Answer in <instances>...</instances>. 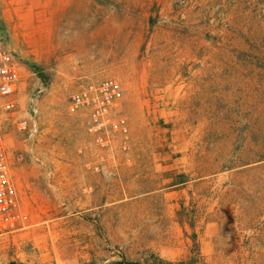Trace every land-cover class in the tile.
<instances>
[{"label": "rangeland", "instance_id": "1", "mask_svg": "<svg viewBox=\"0 0 264 264\" xmlns=\"http://www.w3.org/2000/svg\"><path fill=\"white\" fill-rule=\"evenodd\" d=\"M0 20L25 67L0 264H264V0H0ZM104 78L123 97L94 132L73 96Z\"/></svg>", "mask_w": 264, "mask_h": 264}, {"label": "built area", "instance_id": "2", "mask_svg": "<svg viewBox=\"0 0 264 264\" xmlns=\"http://www.w3.org/2000/svg\"><path fill=\"white\" fill-rule=\"evenodd\" d=\"M25 67L17 56L0 39V221L17 208L16 184L8 158L6 137L1 117L17 112L15 96L18 94L24 78ZM123 97V87L115 78H104L82 85L73 96V107L86 111L94 132H105L111 115L117 109ZM20 133L27 134L31 128L26 119L17 122ZM113 130L127 132L125 121L112 123ZM108 139L109 136L107 135ZM100 143L108 142L98 136ZM109 140V139H108Z\"/></svg>", "mask_w": 264, "mask_h": 264}, {"label": "trees", "instance_id": "3", "mask_svg": "<svg viewBox=\"0 0 264 264\" xmlns=\"http://www.w3.org/2000/svg\"><path fill=\"white\" fill-rule=\"evenodd\" d=\"M3 26V23L1 22V20H0V28ZM1 31H2V33H3V30L2 29H0V33H1ZM1 39V38H0ZM4 41V40H3ZM5 42V41H4ZM6 43V42H5ZM257 159H258V162H264V150L262 149L261 151H260V153L257 155ZM250 164V163H249ZM245 165H248V164H245ZM235 167H238V166H226L225 167V169H234ZM262 168H264V167H262ZM194 239V242H195V248H197L196 250H197V254H200L199 253V245L197 244V240H196V238H193ZM160 262L162 263V264H184V263H172V262H166V261H163V260H160ZM111 264H138V263H135V262H131V261H129V260H127L126 258H123V260L122 261H120V262H113V263H111Z\"/></svg>", "mask_w": 264, "mask_h": 264}]
</instances>
